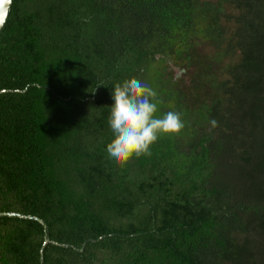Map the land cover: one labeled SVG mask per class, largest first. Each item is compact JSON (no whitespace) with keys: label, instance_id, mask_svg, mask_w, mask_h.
Listing matches in <instances>:
<instances>
[{"label":"trees","instance_id":"trees-1","mask_svg":"<svg viewBox=\"0 0 264 264\" xmlns=\"http://www.w3.org/2000/svg\"><path fill=\"white\" fill-rule=\"evenodd\" d=\"M132 78L185 127L120 167ZM0 264H264V0H11Z\"/></svg>","mask_w":264,"mask_h":264},{"label":"clouds","instance_id":"clouds-1","mask_svg":"<svg viewBox=\"0 0 264 264\" xmlns=\"http://www.w3.org/2000/svg\"><path fill=\"white\" fill-rule=\"evenodd\" d=\"M108 120L113 133L107 153L124 167L133 157L151 155V146L163 136L178 137L185 127L181 114L174 111L157 116V93L142 81L132 78L114 86ZM212 126H216L213 120Z\"/></svg>","mask_w":264,"mask_h":264},{"label":"water","instance_id":"water-1","mask_svg":"<svg viewBox=\"0 0 264 264\" xmlns=\"http://www.w3.org/2000/svg\"><path fill=\"white\" fill-rule=\"evenodd\" d=\"M11 3V0H0V29L4 23V20L7 16L8 8Z\"/></svg>","mask_w":264,"mask_h":264},{"label":"rangeland","instance_id":"rangeland-1","mask_svg":"<svg viewBox=\"0 0 264 264\" xmlns=\"http://www.w3.org/2000/svg\"><path fill=\"white\" fill-rule=\"evenodd\" d=\"M197 51L199 52V55L201 57H210V55L214 53L213 49L210 46H205L203 44L197 46ZM174 71L176 72V74H179L177 69H174Z\"/></svg>","mask_w":264,"mask_h":264}]
</instances>
